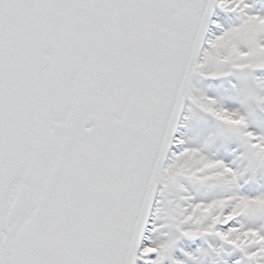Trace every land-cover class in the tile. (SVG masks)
<instances>
[{
    "label": "snow or ice",
    "instance_id": "obj_1",
    "mask_svg": "<svg viewBox=\"0 0 264 264\" xmlns=\"http://www.w3.org/2000/svg\"><path fill=\"white\" fill-rule=\"evenodd\" d=\"M0 264H264V0H0Z\"/></svg>",
    "mask_w": 264,
    "mask_h": 264
}]
</instances>
